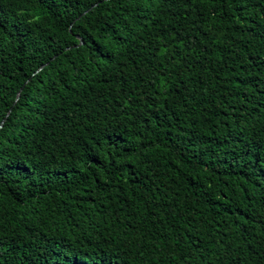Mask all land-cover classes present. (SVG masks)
Wrapping results in <instances>:
<instances>
[{
	"label": "trees",
	"instance_id": "obj_1",
	"mask_svg": "<svg viewBox=\"0 0 264 264\" xmlns=\"http://www.w3.org/2000/svg\"><path fill=\"white\" fill-rule=\"evenodd\" d=\"M8 110L0 264H264V0H0Z\"/></svg>",
	"mask_w": 264,
	"mask_h": 264
},
{
	"label": "water",
	"instance_id": "obj_2",
	"mask_svg": "<svg viewBox=\"0 0 264 264\" xmlns=\"http://www.w3.org/2000/svg\"><path fill=\"white\" fill-rule=\"evenodd\" d=\"M94 6H96V5H94ZM94 6L90 7L86 12L90 11ZM86 12H85V13H86ZM54 57H55V56L51 57L50 60H52ZM48 63H49V61H48V62H45L44 64H42V65L36 70V72L39 71L42 67H44V66L47 65ZM25 83H26V82H25ZM21 89H22V87L18 90V92H17V94H16L15 101L18 99ZM15 101H14V102H15ZM9 112H10V110H8V112H7V114L5 115V117L1 120V122H0V127L2 126L4 120L6 119V116L9 114Z\"/></svg>",
	"mask_w": 264,
	"mask_h": 264
}]
</instances>
